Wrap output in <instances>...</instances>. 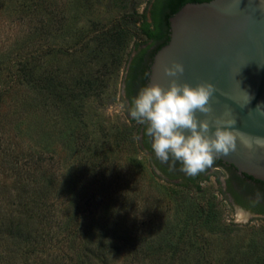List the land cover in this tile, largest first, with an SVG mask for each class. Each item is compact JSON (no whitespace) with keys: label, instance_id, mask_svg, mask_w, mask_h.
<instances>
[{"label":"rangeland","instance_id":"1","mask_svg":"<svg viewBox=\"0 0 264 264\" xmlns=\"http://www.w3.org/2000/svg\"><path fill=\"white\" fill-rule=\"evenodd\" d=\"M82 1L2 0L0 92H12L0 102V127L5 128H0V145L13 142L25 151L32 149L41 154L46 163L54 164L49 170L61 175V188L70 182L69 178L74 182L81 173L95 181V194H89L88 198L95 205L100 203V209L104 206L101 201H112L117 213L108 216L126 219V232L157 231L174 242L176 235L184 231L193 246L186 244L189 257L183 264L204 263L201 252L211 253L208 264H264V217H248L230 203L225 173L201 172L200 179L188 188L189 175L181 171V166L178 172L177 166L172 168L176 177L170 181L154 167L147 149L141 148L140 129L144 125L129 115L124 83L129 64L138 53L136 38L130 40L120 53L119 64L106 75L102 96L85 100L78 118L69 119L60 110L52 109L48 101L30 92L25 83L13 86L12 73L24 65V70L30 67L28 61H35L39 76L53 72L66 88L73 87L80 76L83 85L89 71L99 77L104 75L105 70L86 50L78 55L68 53L80 47L82 40H91L89 35L105 29L112 21L129 23L128 15L134 10L143 13L146 7L150 10L153 2L135 0V6L126 10L119 0ZM31 4L38 6L31 8ZM137 39L140 49H151L145 38ZM109 149L111 153L106 152ZM102 153L108 154V161L97 164V176L90 160L95 156L102 159ZM12 179L0 172L2 185H12ZM203 209L213 210V221L202 219ZM228 257H233L234 262H226ZM110 262L128 263L119 259Z\"/></svg>","mask_w":264,"mask_h":264},{"label":"trees","instance_id":"2","mask_svg":"<svg viewBox=\"0 0 264 264\" xmlns=\"http://www.w3.org/2000/svg\"><path fill=\"white\" fill-rule=\"evenodd\" d=\"M0 1L1 4L2 0ZM179 1V7L173 10V14L186 3L204 0ZM82 2L80 0V3ZM119 2L122 9L127 10L130 5L135 6V0ZM149 3L151 1H148ZM151 4L153 9L146 7L143 13L134 10L128 15L130 22L124 25L121 24L122 21H112L105 29L89 35L91 40H82L80 47H74L68 53L78 55L86 50L90 58L95 59L105 70L104 75L99 77L89 71L83 85V77L80 76L77 84L66 88L53 72L39 76L35 61H28L31 63L30 67L27 66L24 70V65L20 71L12 73L11 82L15 84L13 86L18 87L25 83L30 87V92L48 101L52 109L60 110L69 119L78 118L85 100L102 96L106 75L112 72L113 66L119 64L120 53L131 39L142 37L145 38L144 42L151 43V46L158 45L153 56L168 43L170 38L167 28L170 16L163 13L162 0H153ZM31 5V8L38 6ZM168 7H164L165 10ZM148 13L151 14V19H148ZM136 39L134 44L138 53L129 64L124 78L131 105L133 91L135 92V88L140 90L142 85L145 87L143 81L148 79L145 75L148 68L143 62L148 48L140 49L141 43ZM9 70L11 73L12 69ZM10 92L12 90L0 92V102ZM145 127L144 125L140 129L143 132L141 148L147 149L154 167L167 175L168 180H172L176 175L156 158L151 147L152 140L145 135ZM106 152L111 153L110 149ZM107 155L102 153V159L101 156H95L90 160L97 176V164L107 162ZM0 157V172L5 174L6 178L13 177L10 186L0 183V264H111L110 261L117 259L127 260V264H176L178 261L183 264L188 260L189 251L185 246H193V242L187 240L184 231L176 235L173 239L175 243L168 239L166 234L157 231L140 234L126 232V219L117 216L110 219L108 216L117 213L112 201H101L104 206L100 209V203L95 205L88 198L89 194H95L96 182H91L83 173L78 174L74 182L69 178L70 182H65L69 183L61 188V175L55 170H49L54 164L46 163L42 155L32 149L25 151L17 143L3 142L0 145ZM136 162L137 165L140 164L139 161ZM99 177H102L101 174ZM192 184L189 183L188 188ZM198 187L197 189H200ZM99 194L103 195V192ZM111 198L113 199V196ZM212 211L203 209L202 219L213 221ZM104 216L108 219H104ZM201 255L204 263L198 261L197 264H208L211 253L201 252ZM226 262L233 263V257H228Z\"/></svg>","mask_w":264,"mask_h":264},{"label":"water","instance_id":"3","mask_svg":"<svg viewBox=\"0 0 264 264\" xmlns=\"http://www.w3.org/2000/svg\"><path fill=\"white\" fill-rule=\"evenodd\" d=\"M170 39L154 55L148 84L196 87L211 83L212 111H197L199 120L235 119L232 129L245 138L264 137V3L262 0H211L187 3L169 19ZM174 63L184 72L168 76ZM187 131V130H186ZM214 159L233 165L244 175L264 182V149L248 150L237 139V149Z\"/></svg>","mask_w":264,"mask_h":264},{"label":"clouds","instance_id":"4","mask_svg":"<svg viewBox=\"0 0 264 264\" xmlns=\"http://www.w3.org/2000/svg\"><path fill=\"white\" fill-rule=\"evenodd\" d=\"M164 70L168 76H177L184 72V66L174 63ZM215 91L211 83L192 87L187 83L178 84L176 80L167 89L159 84L145 86L133 98L128 112L137 123L146 126L145 135L151 138L157 159L162 163L179 162L182 172L195 176L213 164L214 154L234 152L238 138L250 151L264 149V137L245 138L244 134L232 130L237 124L235 119H217L215 132L208 134L210 124L199 120L196 113L212 111L210 99Z\"/></svg>","mask_w":264,"mask_h":264},{"label":"flooded vegetation","instance_id":"5","mask_svg":"<svg viewBox=\"0 0 264 264\" xmlns=\"http://www.w3.org/2000/svg\"><path fill=\"white\" fill-rule=\"evenodd\" d=\"M155 1V0H154ZM211 0H204L200 2H208ZM164 7L169 6L168 8L163 7L162 11L166 15V13L169 14V16H173V10L175 8L179 7V4L181 1L179 0H162ZM193 3V2H189ZM187 4V3H186ZM183 7V6H182ZM153 9V7H151ZM150 9V10H151ZM165 11V12H164ZM168 18V20L170 19ZM151 19V14H150ZM168 37L170 38V26L168 24ZM151 44V43H150ZM158 45H153L151 49L147 51V53L144 55L143 62L145 66H147L148 70H146L145 75L149 78L150 74V66L152 63V56L153 52L156 50ZM155 55V54H154ZM154 57V56H153ZM141 61V64H143ZM143 83L145 86L148 84V79L144 80ZM141 84V82H140ZM139 87V86H138ZM137 87V88H138ZM144 88L143 85L141 86L140 90ZM140 90H137L135 88V92L132 93V100L134 97H136ZM125 92L128 99V104L131 106V100L127 95L126 86H125ZM163 166L168 169L169 171L173 170L172 168H175L174 166H177L175 170L180 171L181 164L179 162L173 163L172 160H169L168 163H163ZM179 167V168H178ZM221 171L226 174V180H225V189L229 196L230 203L238 208L241 209L244 213L247 214L248 217H264V182L260 180L253 179L247 175L241 174L237 168H235L233 165H229L226 163H223L222 161L213 160V164L207 168H205L202 173L204 175H207L212 172ZM174 172V171H173ZM176 172V171H175ZM174 172V173H175ZM201 172H199L195 176H188L187 180H189V183H196L201 176ZM166 178L167 175H164ZM177 177H180L178 175ZM171 181V180H170Z\"/></svg>","mask_w":264,"mask_h":264},{"label":"bare ground","instance_id":"6","mask_svg":"<svg viewBox=\"0 0 264 264\" xmlns=\"http://www.w3.org/2000/svg\"><path fill=\"white\" fill-rule=\"evenodd\" d=\"M245 215H247V214L245 213ZM245 215L244 214H240V217L241 218H244Z\"/></svg>","mask_w":264,"mask_h":264}]
</instances>
